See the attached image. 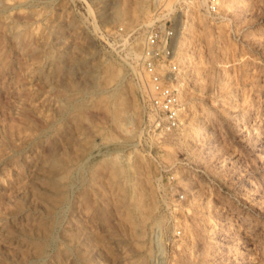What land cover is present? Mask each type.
Returning a JSON list of instances; mask_svg holds the SVG:
<instances>
[{
    "label": "rangeland",
    "instance_id": "rangeland-1",
    "mask_svg": "<svg viewBox=\"0 0 264 264\" xmlns=\"http://www.w3.org/2000/svg\"><path fill=\"white\" fill-rule=\"evenodd\" d=\"M0 264H264V0H0Z\"/></svg>",
    "mask_w": 264,
    "mask_h": 264
},
{
    "label": "built area",
    "instance_id": "built-area-1",
    "mask_svg": "<svg viewBox=\"0 0 264 264\" xmlns=\"http://www.w3.org/2000/svg\"><path fill=\"white\" fill-rule=\"evenodd\" d=\"M212 6L215 7V5ZM173 30L165 31L164 34L153 33L148 39L150 46V63L152 69L156 68V62L159 61V47L163 42L165 43V52L170 55L169 42L173 38ZM156 49L158 55L156 53ZM173 69L177 68L175 65ZM152 80L150 90L148 92V100L150 107V118L153 126L163 132H173L176 130L181 121L182 103L179 100V91L175 85L176 74L172 70V74L165 75L154 70L151 74Z\"/></svg>",
    "mask_w": 264,
    "mask_h": 264
},
{
    "label": "bare ground",
    "instance_id": "bare-ground-1",
    "mask_svg": "<svg viewBox=\"0 0 264 264\" xmlns=\"http://www.w3.org/2000/svg\"><path fill=\"white\" fill-rule=\"evenodd\" d=\"M178 62H179V61H178ZM146 89H147V88H146ZM178 89H179V88H178ZM180 96H181V95H180ZM179 98H180V97H179ZM182 99H183V97H182ZM182 99H181V100H182ZM50 150H51V149H50ZM75 226H76V225H75ZM77 227H78V226H77ZM87 232H88V231H87ZM88 233H89V232H88ZM84 234H85V233H84ZM88 235H89V234H88ZM80 238H81V237H80ZM85 239H86V238H85Z\"/></svg>",
    "mask_w": 264,
    "mask_h": 264
}]
</instances>
